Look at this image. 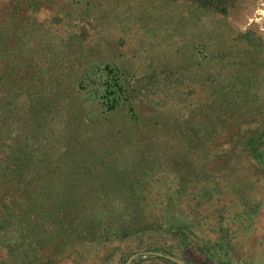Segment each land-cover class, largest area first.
<instances>
[{"label": "rangeland", "instance_id": "374dc122", "mask_svg": "<svg viewBox=\"0 0 264 264\" xmlns=\"http://www.w3.org/2000/svg\"><path fill=\"white\" fill-rule=\"evenodd\" d=\"M0 264H264V0H0Z\"/></svg>", "mask_w": 264, "mask_h": 264}]
</instances>
